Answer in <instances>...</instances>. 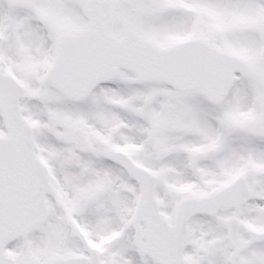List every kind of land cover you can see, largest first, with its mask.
<instances>
[{
	"label": "snow or ice",
	"instance_id": "1",
	"mask_svg": "<svg viewBox=\"0 0 264 264\" xmlns=\"http://www.w3.org/2000/svg\"><path fill=\"white\" fill-rule=\"evenodd\" d=\"M0 264H264V0H0Z\"/></svg>",
	"mask_w": 264,
	"mask_h": 264
}]
</instances>
